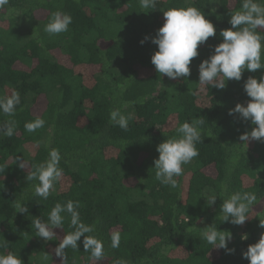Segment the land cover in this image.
Returning <instances> with one entry per match:
<instances>
[{"label":"trees","instance_id":"obj_1","mask_svg":"<svg viewBox=\"0 0 264 264\" xmlns=\"http://www.w3.org/2000/svg\"><path fill=\"white\" fill-rule=\"evenodd\" d=\"M241 4L156 0L145 9L139 0H8L0 8V97L13 90L21 97L14 115L0 112V126L15 122L14 135L0 134V254L11 252L22 264H249L242 253L264 234V143L240 141L255 125L228 111L246 104L244 82L259 81L264 70L245 71L223 90L198 84L199 63L222 42L219 34ZM188 6L205 15L216 35L198 47L190 76L171 80L150 63L156 46L140 41L162 26L163 11ZM56 11L71 15L72 23L49 35L44 28ZM116 108L131 116L127 130L110 121ZM36 118L46 123L29 133L25 123ZM197 118L204 120L199 155L175 177L176 188L161 184L156 147ZM52 148L60 152L63 175L43 199L34 194L37 181L26 176ZM236 192L257 197L243 225L224 222L221 211ZM208 195L217 197L215 204L208 206ZM68 200L79 202L81 222L93 226L86 235L103 241L102 260L90 258L83 237L76 249L64 250L65 260L55 255L63 235L75 230L67 213L53 240L36 236L32 218L47 221L55 204ZM14 201L28 212H17ZM208 226L229 232L227 247L234 251L213 249L203 238ZM113 232L121 235L118 248L110 246Z\"/></svg>","mask_w":264,"mask_h":264},{"label":"clouds","instance_id":"obj_2","mask_svg":"<svg viewBox=\"0 0 264 264\" xmlns=\"http://www.w3.org/2000/svg\"><path fill=\"white\" fill-rule=\"evenodd\" d=\"M142 8L155 7L156 0H139ZM8 0H0V8H3ZM72 23L71 15L56 11L51 14L44 31L49 35H57L67 32ZM228 23L229 29L220 32L222 42L214 46L212 54L202 60L198 65V84L211 85V88L223 90L227 81H240L242 74L247 71L254 73L257 70H264V0H242L239 10L230 13ZM216 35L214 25L205 18V15L196 7H172L163 11V24L159 27L153 37L145 36L140 43L150 41L156 46V51L150 57V63L157 73L166 76L171 80L180 77H189L191 74L190 64L193 59L199 56L198 47L210 37ZM243 90L248 98L246 104L237 103L234 108L228 111L229 116L238 114L242 121L255 125L250 132L240 135V141L247 142L255 140L264 143V75L259 81L254 76H249L243 84ZM21 97L13 90L11 95L0 97V112L12 116L15 114L16 106L20 104ZM109 119L113 125L127 130L131 116H125L120 109H113L109 113ZM46 121L43 118H36L25 123V129L29 133L44 127ZM204 120L197 118L195 123L183 122L177 128L178 136L168 138L156 147L158 158L153 161L155 178L163 185L176 188L178 181L175 177L183 175L182 165L190 163L199 155L196 144L202 142L199 125ZM156 128L159 129V126ZM15 122L7 121L0 126V134L12 136L15 134ZM15 163L24 169V162L20 157L14 158ZM61 155L58 149L49 150L48 159L34 166L26 179L35 180L34 194L47 199L50 191L55 190V184L61 179L63 169L59 167ZM0 172H4L0 168ZM216 196L208 195L206 201L208 206L215 204ZM257 197L250 192H236L225 199L221 204V211L224 214V222L233 225H243L248 220L247 213L250 207L256 202ZM17 212L26 213L28 208L21 203L13 202ZM80 207L78 201L68 200L65 204L56 203L48 213L47 221L40 218H32L36 236L45 241H51L56 237L54 229H60L64 223L65 216L70 215V225L74 231L63 235L60 243L54 249V253L61 261L65 260L64 250L66 248H77V242L82 240L83 248L90 253V258L100 261L105 256L104 243L93 235H86L94 231L93 226L85 225L80 220ZM261 228H264V221H260ZM227 233V234H225ZM203 238L213 249H225L231 253L234 249L227 247L231 240V234L227 231H219L215 226H208L203 229ZM241 239H247L242 236ZM121 235L113 232L110 237V246H120ZM242 257L249 264H264V234L259 240L247 247ZM0 264H22L21 259L9 252L7 255L0 254ZM114 264H127L124 260H116Z\"/></svg>","mask_w":264,"mask_h":264},{"label":"rangeland","instance_id":"obj_3","mask_svg":"<svg viewBox=\"0 0 264 264\" xmlns=\"http://www.w3.org/2000/svg\"><path fill=\"white\" fill-rule=\"evenodd\" d=\"M183 169H187L188 168V165H183L182 166ZM46 259V258H45Z\"/></svg>","mask_w":264,"mask_h":264}]
</instances>
